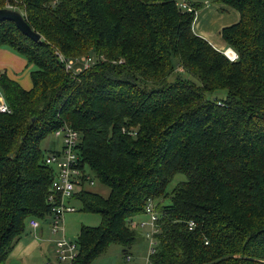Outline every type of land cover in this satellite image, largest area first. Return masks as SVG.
Wrapping results in <instances>:
<instances>
[{"label": "trees", "instance_id": "obj_1", "mask_svg": "<svg viewBox=\"0 0 264 264\" xmlns=\"http://www.w3.org/2000/svg\"><path fill=\"white\" fill-rule=\"evenodd\" d=\"M205 3L238 13L219 30L235 60L194 32ZM3 8L40 37L0 21V48L25 59L31 81L24 90L0 74L9 109L0 113V264L29 219L47 221L54 172L44 158L54 149L41 142L62 126L78 132L80 169L108 190L89 192L81 177L70 198L99 216L79 227L72 264L110 244L148 246V233L149 264H264V0H0ZM147 208L155 220L143 232L136 221Z\"/></svg>", "mask_w": 264, "mask_h": 264}, {"label": "built area", "instance_id": "obj_2", "mask_svg": "<svg viewBox=\"0 0 264 264\" xmlns=\"http://www.w3.org/2000/svg\"><path fill=\"white\" fill-rule=\"evenodd\" d=\"M189 10V8H187ZM224 55L231 61L236 59V54L230 49L225 48ZM59 60L64 62L65 68L68 69L71 61L63 59L60 55ZM9 109L4 101L0 102V113H8ZM53 138L59 140V146L49 153L44 158V163L52 168L54 175L50 182L51 194L48 196L50 203V212L47 218V226L52 233L58 232L59 238L54 241V253L57 263L72 264L76 256L75 241L66 238L63 227V215L66 212H73L75 210L69 201L74 193L80 189L81 177L87 184H93L90 175L86 170H81L79 161L75 154V147L78 141V132L62 126L55 130L52 134ZM149 213V226L153 228V221L155 220V213L150 208L146 209ZM39 220L31 218L28 220L27 225L35 229L39 225ZM143 225V223H142ZM192 226V223H190ZM151 229L150 231H152ZM149 240L147 246V256L152 252L151 233H148ZM44 264H51L45 261Z\"/></svg>", "mask_w": 264, "mask_h": 264}, {"label": "crops", "instance_id": "obj_3", "mask_svg": "<svg viewBox=\"0 0 264 264\" xmlns=\"http://www.w3.org/2000/svg\"><path fill=\"white\" fill-rule=\"evenodd\" d=\"M219 8L224 11L219 12ZM222 19H225V21H221ZM237 19L238 13L236 10L222 4L207 3L196 11L192 27L194 32L204 37L213 47L221 49L225 47V44L219 36L220 28L233 24ZM29 70L30 65L26 64L22 56L7 48H0V74H5L7 78L15 81L22 89L28 90L31 87ZM1 101H4V99L0 89ZM46 222V220L39 222L38 227L35 229L26 224L25 232L20 236L3 264H44L45 261L50 262L53 259H55V262H50L51 264H60L57 263L55 257L54 242L44 240L59 233H52ZM50 247L51 255L54 256L52 260L49 259Z\"/></svg>", "mask_w": 264, "mask_h": 264}, {"label": "rangeland", "instance_id": "obj_4", "mask_svg": "<svg viewBox=\"0 0 264 264\" xmlns=\"http://www.w3.org/2000/svg\"><path fill=\"white\" fill-rule=\"evenodd\" d=\"M207 4V3H205ZM204 4V5H205ZM221 21H225V19H222ZM225 48V47H224ZM223 47L221 50L224 49ZM57 144V145H56ZM59 144V140L56 138H53L52 136H49L42 140L41 147L45 149L46 151L50 148L55 149ZM184 177L181 174L175 175L172 180L168 183L166 187V191H169L179 180H183ZM87 191L96 193L102 197L106 196L108 193V190L106 187L98 182H95L93 185L87 186ZM70 203V202H69ZM72 205L74 204L75 210L73 212H66L63 215V225L65 230V236L66 238L75 241L78 230L80 226H97L99 224V216L96 213L93 212H85L81 211L79 209V202L78 201H72ZM137 222H144L145 225L141 227V230L147 231L149 230V218L148 215H143L139 219H137ZM135 222L130 223V227H134ZM140 230V229H138ZM139 233V231H138ZM60 234H57L55 236L51 235V237L45 238V241L48 242H54L56 239H58ZM139 241V245L131 246L129 249L123 250V248L118 244H110L105 249V251L97 256L96 258L92 259V261L89 264H149L147 260V246L146 242L144 243L143 238L137 239ZM52 246V244H51ZM130 253V259H125V254ZM49 259L52 260L54 258L53 255H51V247H50V254ZM50 262H55V259ZM64 264V263H62Z\"/></svg>", "mask_w": 264, "mask_h": 264}, {"label": "water", "instance_id": "obj_5", "mask_svg": "<svg viewBox=\"0 0 264 264\" xmlns=\"http://www.w3.org/2000/svg\"><path fill=\"white\" fill-rule=\"evenodd\" d=\"M8 20L14 23L15 27L24 35L33 41L39 40V34L34 32L23 19L21 13L17 10L3 8L0 9V21Z\"/></svg>", "mask_w": 264, "mask_h": 264}]
</instances>
